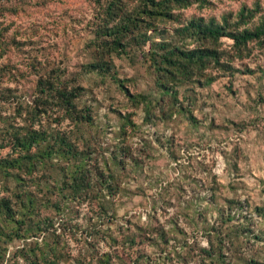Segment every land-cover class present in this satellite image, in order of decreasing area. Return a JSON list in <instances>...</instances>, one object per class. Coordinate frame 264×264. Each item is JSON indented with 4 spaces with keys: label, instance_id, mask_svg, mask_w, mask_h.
<instances>
[{
    "label": "rangeland",
    "instance_id": "374dc122",
    "mask_svg": "<svg viewBox=\"0 0 264 264\" xmlns=\"http://www.w3.org/2000/svg\"><path fill=\"white\" fill-rule=\"evenodd\" d=\"M107 1L0 0V198L13 215L0 212V264H46L52 246L58 264H264V39L239 50L220 37L209 45L223 65L168 90L149 60L152 41L197 47L175 30L191 18L253 28L264 0L173 10L119 53L98 43ZM242 7L254 17L236 25ZM40 76L83 87L75 103L90 120L42 106ZM22 213L39 229L11 236Z\"/></svg>",
    "mask_w": 264,
    "mask_h": 264
},
{
    "label": "trees",
    "instance_id": "16d2710c",
    "mask_svg": "<svg viewBox=\"0 0 264 264\" xmlns=\"http://www.w3.org/2000/svg\"><path fill=\"white\" fill-rule=\"evenodd\" d=\"M132 5H131V4ZM208 0H108L104 5L103 25L98 43L103 49L119 53L120 47L124 50L123 41L126 38L130 40L145 42L150 39L149 31H156L160 25H164L173 18V10L187 7L192 4L204 6ZM254 17V11L242 7L237 13L236 25H242L249 22ZM229 15H224L221 21L213 17L207 20L203 17L191 18L186 24L176 28V32L182 35L195 37L199 42L196 48H187L168 42L156 43L161 51L151 52L149 60L152 62L156 71V84L161 88L168 90L166 85L170 82L179 83L195 76H200L204 70L215 63L220 66L219 52L209 45L216 44L220 37L227 36L233 40V45L241 50L250 41H260L264 39V20L253 28L239 29L238 26L230 28ZM207 43V44H206ZM207 45V46H206ZM119 48V49H118ZM38 97L37 101L42 102V106L56 104L68 117L76 122L89 121L90 117L87 111L78 108L75 99L83 93V87L79 85H69L66 82L54 81L48 76H40L38 79ZM135 98V97H134ZM136 101V99H134ZM141 99H137L139 102ZM40 110H45L42 107ZM41 114V113H40ZM39 114V115H40ZM37 116V115H36ZM58 151L72 154L73 145L64 137L58 139ZM49 150L44 147L41 153L34 157H28L22 162L24 171H31V168L41 162L40 158ZM73 187H80L81 180L78 175L71 177ZM0 212L6 217L12 215L10 202L8 199L0 198ZM13 216V215H12ZM26 213H22L21 218L16 219V225L10 229L11 236H24V233H18L19 225L24 226L22 232L31 229H39L27 224L25 220ZM33 224V223H32ZM156 238H163V229L156 228ZM150 234V233H149ZM50 257L44 259L46 264H58L59 256L56 255L55 248L49 249ZM0 255V263L3 260ZM139 259V258H138ZM105 264H112L110 258H104ZM137 259L130 260L128 264H136Z\"/></svg>",
    "mask_w": 264,
    "mask_h": 264
}]
</instances>
